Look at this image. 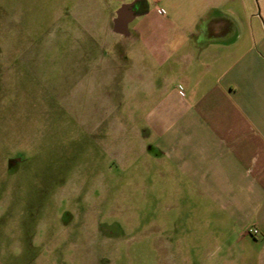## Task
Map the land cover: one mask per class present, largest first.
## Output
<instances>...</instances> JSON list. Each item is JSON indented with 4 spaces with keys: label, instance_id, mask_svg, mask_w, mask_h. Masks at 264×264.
I'll list each match as a JSON object with an SVG mask.
<instances>
[{
    "label": "rangeland",
    "instance_id": "374dc122",
    "mask_svg": "<svg viewBox=\"0 0 264 264\" xmlns=\"http://www.w3.org/2000/svg\"><path fill=\"white\" fill-rule=\"evenodd\" d=\"M117 3L0 0V264H223L230 242L196 240L209 213L139 156Z\"/></svg>",
    "mask_w": 264,
    "mask_h": 264
},
{
    "label": "crops",
    "instance_id": "0c3cea01",
    "mask_svg": "<svg viewBox=\"0 0 264 264\" xmlns=\"http://www.w3.org/2000/svg\"><path fill=\"white\" fill-rule=\"evenodd\" d=\"M110 1L113 30L131 38L120 82L146 108L139 156L149 176L197 198L183 203L209 213L196 240L230 242L216 255L223 264H264V25L254 0H104L107 11Z\"/></svg>",
    "mask_w": 264,
    "mask_h": 264
},
{
    "label": "water",
    "instance_id": "95a60500",
    "mask_svg": "<svg viewBox=\"0 0 264 264\" xmlns=\"http://www.w3.org/2000/svg\"><path fill=\"white\" fill-rule=\"evenodd\" d=\"M125 6H127V5H123L122 8L125 7ZM127 23H128V19L127 18H122V17L118 18L116 20V29H117V31H119V32L124 31V28L127 26Z\"/></svg>",
    "mask_w": 264,
    "mask_h": 264
},
{
    "label": "built area",
    "instance_id": "2783aa9c",
    "mask_svg": "<svg viewBox=\"0 0 264 264\" xmlns=\"http://www.w3.org/2000/svg\"><path fill=\"white\" fill-rule=\"evenodd\" d=\"M250 231L253 233V234H258V229L253 227L250 229Z\"/></svg>",
    "mask_w": 264,
    "mask_h": 264
},
{
    "label": "flooded vegetation",
    "instance_id": "af4514ba",
    "mask_svg": "<svg viewBox=\"0 0 264 264\" xmlns=\"http://www.w3.org/2000/svg\"><path fill=\"white\" fill-rule=\"evenodd\" d=\"M124 8H125V7H123V8L121 9V11L124 10Z\"/></svg>",
    "mask_w": 264,
    "mask_h": 264
}]
</instances>
